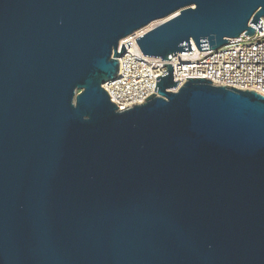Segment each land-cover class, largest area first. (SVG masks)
I'll return each mask as SVG.
<instances>
[{
    "label": "water",
    "instance_id": "95a60500",
    "mask_svg": "<svg viewBox=\"0 0 264 264\" xmlns=\"http://www.w3.org/2000/svg\"><path fill=\"white\" fill-rule=\"evenodd\" d=\"M264 0H0V264H264V96L173 65L145 103L103 84L219 48ZM158 88V89H157Z\"/></svg>",
    "mask_w": 264,
    "mask_h": 264
},
{
    "label": "built area",
    "instance_id": "2783aa9c",
    "mask_svg": "<svg viewBox=\"0 0 264 264\" xmlns=\"http://www.w3.org/2000/svg\"><path fill=\"white\" fill-rule=\"evenodd\" d=\"M168 18L154 19L119 41V51L122 43L129 41L131 46L118 58L120 70L117 77L102 85L118 110L145 103V98L158 94L155 84L159 79L156 76L163 75L168 63L173 65L174 80L179 82L178 87L171 88L173 91H177L189 78L203 77L215 85H230L264 96V16L259 19L258 26L251 24L256 28L254 34L245 35L243 32L229 38L222 47L201 50L192 41L191 53L170 54L169 57L173 58L167 60L145 56L137 37L152 31Z\"/></svg>",
    "mask_w": 264,
    "mask_h": 264
}]
</instances>
